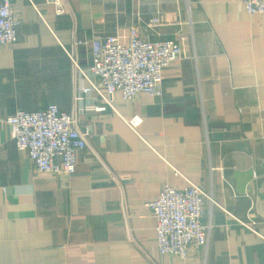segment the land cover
<instances>
[{
    "label": "crops",
    "instance_id": "0c3cea01",
    "mask_svg": "<svg viewBox=\"0 0 264 264\" xmlns=\"http://www.w3.org/2000/svg\"><path fill=\"white\" fill-rule=\"evenodd\" d=\"M33 1L11 0L18 39L0 43V264H264V13L243 0H65L64 14ZM131 28L182 46L163 94L75 99L88 80L67 51L87 67L92 39ZM54 102L91 128L72 176L37 171L3 120ZM192 180L222 205L205 206L209 244L162 254L145 201Z\"/></svg>",
    "mask_w": 264,
    "mask_h": 264
},
{
    "label": "built area",
    "instance_id": "2783aa9c",
    "mask_svg": "<svg viewBox=\"0 0 264 264\" xmlns=\"http://www.w3.org/2000/svg\"><path fill=\"white\" fill-rule=\"evenodd\" d=\"M30 1L38 7L37 2ZM45 2L53 7L55 14L69 10L65 0ZM243 3L248 13H264V0H243ZM41 17L45 19L42 14ZM160 21L157 14L150 26H157ZM21 22L11 0H0V43L15 42ZM91 45V62L87 67L80 65L76 52L67 51L73 67L88 80L87 84L78 85L75 99L81 100L93 91L96 99L113 107L117 92H122L127 100L136 98L141 92L163 94L164 70L183 53L175 38L150 40L136 28H131L127 35L97 36L91 40ZM95 101L81 106L80 112L99 108ZM142 119L140 115H134L128 118V123L135 128ZM3 120L11 127L18 150L27 152L37 171L65 176L76 172L77 153L87 146L91 131L89 124L81 122L78 112L63 111L54 102L36 111L20 108ZM145 203L151 207L157 220L159 251L183 259L189 257L188 250L192 245L209 244L213 223L211 219L209 222L204 219L206 204L222 206L193 180L182 186L164 182L158 197Z\"/></svg>",
    "mask_w": 264,
    "mask_h": 264
}]
</instances>
